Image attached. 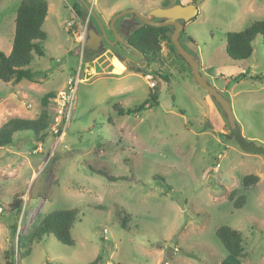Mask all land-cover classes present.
Here are the masks:
<instances>
[{
	"label": "rangeland",
	"instance_id": "374dc122",
	"mask_svg": "<svg viewBox=\"0 0 264 264\" xmlns=\"http://www.w3.org/2000/svg\"><path fill=\"white\" fill-rule=\"evenodd\" d=\"M20 1L0 0L3 54L12 46ZM45 1L44 54L33 55L29 65L35 82L0 83V128L13 118H37L42 97L55 96L77 73L80 83L61 138L49 124L43 141L19 132L11 145L0 148V264L10 248L15 264H232L215 234L222 226L243 239L240 264H264V155L245 153L226 137L230 130L219 108L211 99L214 110L206 104L207 94L168 42L141 73L127 71L109 50L99 57L88 53L86 62L66 22L76 15L88 25V13L75 0ZM85 1L105 23L127 9L144 14L194 2ZM255 21H264V0H203L196 17L183 25L179 42L198 60L200 74L229 101L244 139L264 149L261 38L252 42L246 61L233 62L225 54L226 34ZM111 69L127 72L113 76ZM244 71L245 77L232 81ZM152 83L158 105L138 110ZM246 175L259 179L248 189L242 187ZM165 185L171 188L167 193ZM233 190L244 195L243 207L227 199ZM15 199L22 201L19 213L9 208ZM73 209L74 246L47 235L27 250L25 233L40 219Z\"/></svg>",
	"mask_w": 264,
	"mask_h": 264
},
{
	"label": "trees",
	"instance_id": "16d2710c",
	"mask_svg": "<svg viewBox=\"0 0 264 264\" xmlns=\"http://www.w3.org/2000/svg\"><path fill=\"white\" fill-rule=\"evenodd\" d=\"M75 2L80 6L76 0ZM46 14L47 3L45 0L20 1L14 19L11 51L8 55L0 52V83L11 82L18 84L22 80L35 82L34 78L36 73L29 69V65L33 55L41 57L44 54L42 43L46 40V34L42 30V25ZM171 31L172 28L170 27L154 28L140 24L134 30L130 31L125 41L143 53L145 59L150 63L156 60L157 55L160 54L162 42H168L170 50L178 56L169 39ZM257 36L261 38V46L264 51V21H255L240 32L227 33L225 37V54L233 62L246 61L252 54L251 44ZM85 54L84 60L87 62L90 59L87 57L88 53L86 52ZM149 54H152V57H149ZM142 71L135 70V72ZM246 74L247 71H244L236 77H233L232 81L235 82L239 78L245 77ZM157 77L161 78L159 76ZM253 78L258 79V77ZM162 79L166 82L169 81L168 76ZM155 89L156 85L154 84L149 98L138 107V110L152 109L158 105ZM53 97V93H47L42 97L40 102L41 110L37 118L32 120L13 118L3 124L0 128V148L11 145L13 135L19 132H30L34 138L43 141L50 124L51 100ZM117 113L120 116L123 115L122 110H117ZM224 122L226 123L225 118ZM226 137L229 138V136ZM229 140L234 142L239 148L234 138H229ZM251 145L257 150L253 154L264 155L263 148L256 147L253 144ZM258 180V177L255 175H246L242 178V187L248 189L250 186H254ZM170 189L168 185H165L164 193H167ZM227 199L233 202L235 208H241L245 204L244 195L237 196L236 190L231 191ZM21 203L22 201L20 199H15L11 202L9 208L19 213ZM76 217L77 210L73 209L53 212L40 219L37 225L25 233L28 236L27 250L30 249L33 241H40L43 236L47 235H52L62 245L74 246L70 230L76 221ZM15 229V227L11 229V237L13 240L16 236ZM215 234L224 250L232 259V264H240L239 260L245 256L243 239L240 233L237 230L222 226L216 230ZM16 241V247L19 251L21 246L20 235H17ZM14 255L15 251L13 248L6 250L3 254L4 264H15Z\"/></svg>",
	"mask_w": 264,
	"mask_h": 264
},
{
	"label": "water",
	"instance_id": "95a60500",
	"mask_svg": "<svg viewBox=\"0 0 264 264\" xmlns=\"http://www.w3.org/2000/svg\"><path fill=\"white\" fill-rule=\"evenodd\" d=\"M76 1L86 11V13H88L90 18V22L86 30V40L84 43L85 50L91 53H102L104 45H107L115 51L116 54L114 57L125 67L127 71L132 70V65L137 66L141 61H144V63L140 67H137V69H144L148 65V62L143 53L138 51L134 46L126 43L124 39L120 37L116 29V21L118 19L121 18V20H124L125 16H129L130 22H133V19L136 18L141 24L149 27L172 28L169 39L176 51V54L189 67L196 85L204 90L207 96L219 108L230 130L229 138H234L239 148L245 153L253 154L257 151L251 144L247 143L241 135V131L233 117L229 101L207 82L206 78L199 72L198 60L194 56L188 54L180 45L179 37L183 30V25L196 17L198 6L203 0H194L193 3L187 5L177 3L168 8H155L150 10L145 15L140 14L135 9H127L116 13L111 17L108 23L103 22V20L95 14L91 6L85 0ZM126 30L129 31L128 28H126ZM109 35H111L112 39ZM117 43L123 48L137 54L139 57L138 60L135 61L127 55L118 52L115 49V45Z\"/></svg>",
	"mask_w": 264,
	"mask_h": 264
},
{
	"label": "built area",
	"instance_id": "2783aa9c",
	"mask_svg": "<svg viewBox=\"0 0 264 264\" xmlns=\"http://www.w3.org/2000/svg\"><path fill=\"white\" fill-rule=\"evenodd\" d=\"M74 17L75 18L66 22V27L74 37L81 60L83 53L86 51L84 43L86 40V30L88 25H81L77 16L74 15ZM79 83L80 78L79 73H77L74 78H69L67 80L65 87L59 90L51 100L52 108L50 110V131L55 135V137L61 138L71 121L75 94ZM150 86L153 87L154 83Z\"/></svg>",
	"mask_w": 264,
	"mask_h": 264
},
{
	"label": "flooded vegetation",
	"instance_id": "af4514ba",
	"mask_svg": "<svg viewBox=\"0 0 264 264\" xmlns=\"http://www.w3.org/2000/svg\"><path fill=\"white\" fill-rule=\"evenodd\" d=\"M146 13H144V14H142V15H145ZM114 16V15H113ZM125 18V19H124ZM123 19L124 20H121V18L120 19H118L117 21H116V29H117V31H118V33H119V35H120V37L121 38H123L124 39V41H125V39H126V37L128 36V34L130 33V30L132 29V28H134V27H138L141 23L136 19V18H134L133 19V22H130V20H129V16H125ZM89 22H90V20H89ZM89 22H88V25H89ZM126 28H128L129 29V31H127L126 30ZM110 36V38H111V35H109ZM112 39V38H111ZM126 42V41H125ZM127 43V42H126ZM115 49L118 51V52H120V53H123L124 55H127L128 57H130V58H132V59H134L135 61L136 60H138V56H137V54H135L134 52H132V51H130V50H128V49H125V48H123L120 44H116L115 45ZM110 51L111 52V54L112 55H115L116 53H115V51L114 50H111L110 49V47L109 46H107V45H104V50H103V52L102 53H91V52H88V51H85L84 53H89L91 56H97V57H99V56H101L103 53H105L106 51ZM148 62V61H147ZM144 63V61H141L140 62V64L139 65H132V70H134V69H137V67H140L142 64ZM149 66V63H148V65L146 66V67H148Z\"/></svg>",
	"mask_w": 264,
	"mask_h": 264
},
{
	"label": "crops",
	"instance_id": "0c3cea01",
	"mask_svg": "<svg viewBox=\"0 0 264 264\" xmlns=\"http://www.w3.org/2000/svg\"><path fill=\"white\" fill-rule=\"evenodd\" d=\"M13 34H14V32H13ZM13 39V38H12ZM10 51H11V48L10 49H8V52L5 54V55H8L9 53H10ZM110 66H112V65H110ZM113 69V68H112ZM112 69H111V72H108V74L110 73L111 75H113V76H120V75H123V74H125L127 71H125L124 73H120V74H117V73H114L113 71H112ZM139 71H142V69H140ZM129 72H134L135 73V70H129ZM137 73V72H136ZM139 73H141V72H139ZM145 77H149L148 75L147 76H145ZM220 78H222V79H224L225 80V82H227V80L224 78V77H220ZM233 78V77H232ZM33 83V82H32ZM5 84H11V82L10 83H5ZM31 86H32V84H30V87H28L29 89H32L31 88ZM24 97V96H23ZM206 104L207 105H211V103H210V98L209 97H207L206 98ZM210 108H211V110H214L213 108H212V105L210 106ZM218 118V117H217ZM219 120H220V118H218ZM220 124V121H218V125Z\"/></svg>",
	"mask_w": 264,
	"mask_h": 264
}]
</instances>
